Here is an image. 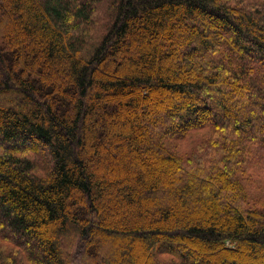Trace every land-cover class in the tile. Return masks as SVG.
<instances>
[{
  "label": "trees",
  "instance_id": "16d2710c",
  "mask_svg": "<svg viewBox=\"0 0 264 264\" xmlns=\"http://www.w3.org/2000/svg\"><path fill=\"white\" fill-rule=\"evenodd\" d=\"M254 149L264 0H0L15 264H264V206L241 180Z\"/></svg>",
  "mask_w": 264,
  "mask_h": 264
},
{
  "label": "rangeland",
  "instance_id": "374dc122",
  "mask_svg": "<svg viewBox=\"0 0 264 264\" xmlns=\"http://www.w3.org/2000/svg\"><path fill=\"white\" fill-rule=\"evenodd\" d=\"M104 31V28H101L98 32ZM196 140H186V146L187 148L192 147V143ZM29 158L31 160H34L36 162V172L38 175H41L42 177H47L49 166L47 164V156L46 155H39L34 153H29ZM243 174L246 176L241 175V180H243L244 185L246 187V194H247V201L255 202L258 206H264V150H253V158L248 161V163L243 166L242 168ZM69 243V240L67 241V244ZM8 244L2 240L0 237V260L2 261L5 255L10 254L8 258V263L15 264L13 260H11V257H13L15 254L11 252V250L8 248ZM79 247V246H78ZM80 250V249H78ZM66 254H70V251L65 247ZM78 254H81L80 251H76L75 255H71L70 260L74 261L73 264H84L83 263V252L81 256H77ZM21 256L20 263L21 264H27L26 261ZM84 256V255H83ZM76 258V259H75ZM161 260L163 258H171L168 256H161L159 257ZM30 264V263H29Z\"/></svg>",
  "mask_w": 264,
  "mask_h": 264
}]
</instances>
